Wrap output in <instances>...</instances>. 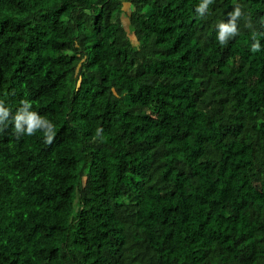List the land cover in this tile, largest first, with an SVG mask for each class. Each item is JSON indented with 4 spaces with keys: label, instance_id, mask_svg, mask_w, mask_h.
<instances>
[{
    "label": "trees",
    "instance_id": "obj_1",
    "mask_svg": "<svg viewBox=\"0 0 264 264\" xmlns=\"http://www.w3.org/2000/svg\"><path fill=\"white\" fill-rule=\"evenodd\" d=\"M127 1L0 0V264H264V0Z\"/></svg>",
    "mask_w": 264,
    "mask_h": 264
},
{
    "label": "clouds",
    "instance_id": "obj_2",
    "mask_svg": "<svg viewBox=\"0 0 264 264\" xmlns=\"http://www.w3.org/2000/svg\"><path fill=\"white\" fill-rule=\"evenodd\" d=\"M237 15H239L238 11H237ZM234 32H235V26L234 25H232L230 27L229 26H222V33H221L220 39L221 40L224 39L225 33H234ZM258 50H259V46L254 45L252 48V51L256 52ZM7 114L8 113L3 108H0V121H2V119L4 117H6ZM24 122L28 125L27 132H26L27 135H33L36 132L35 130L40 126V122L35 120L34 118H29L28 120H25ZM16 130L17 131L20 130L19 122H17ZM45 135L47 136V133H45ZM47 140L49 143H51V137L50 136H47Z\"/></svg>",
    "mask_w": 264,
    "mask_h": 264
},
{
    "label": "rangeland",
    "instance_id": "obj_3",
    "mask_svg": "<svg viewBox=\"0 0 264 264\" xmlns=\"http://www.w3.org/2000/svg\"><path fill=\"white\" fill-rule=\"evenodd\" d=\"M127 1V0H126ZM128 2V1H127ZM126 10L128 11V5H126ZM125 22L127 23V18L125 17Z\"/></svg>",
    "mask_w": 264,
    "mask_h": 264
}]
</instances>
